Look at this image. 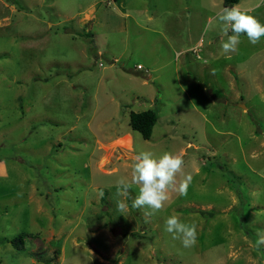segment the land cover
I'll list each match as a JSON object with an SVG mask.
<instances>
[{
    "label": "rangeland",
    "instance_id": "obj_1",
    "mask_svg": "<svg viewBox=\"0 0 264 264\" xmlns=\"http://www.w3.org/2000/svg\"><path fill=\"white\" fill-rule=\"evenodd\" d=\"M238 6L264 24V0ZM224 7L0 0V264H264V37L224 54ZM146 110L149 140L130 126ZM140 151L182 155L177 188L192 176L148 219L138 186L116 188ZM170 215L197 225L195 247Z\"/></svg>",
    "mask_w": 264,
    "mask_h": 264
},
{
    "label": "clouds",
    "instance_id": "obj_2",
    "mask_svg": "<svg viewBox=\"0 0 264 264\" xmlns=\"http://www.w3.org/2000/svg\"><path fill=\"white\" fill-rule=\"evenodd\" d=\"M250 12L251 10L241 9L236 5L231 8L224 7L216 13L214 19L226 37V40L221 42L224 54L238 51L242 35H246L252 45L258 44L264 37V24ZM183 165L184 159L179 154L166 151L156 158L151 151H140L135 156L130 180L124 177L117 180V195L127 197L132 186H138V195L133 199L131 206L142 210L146 219L151 218L169 201L170 191H178L180 196L187 195L192 181L190 174L183 177L177 188V174L182 171ZM126 207V202H118L120 211H124ZM164 229L174 240H179L184 248H193L197 245L198 232L195 223L184 222L178 216L170 215L164 221ZM256 245H264V233H258Z\"/></svg>",
    "mask_w": 264,
    "mask_h": 264
},
{
    "label": "trees",
    "instance_id": "obj_3",
    "mask_svg": "<svg viewBox=\"0 0 264 264\" xmlns=\"http://www.w3.org/2000/svg\"><path fill=\"white\" fill-rule=\"evenodd\" d=\"M241 0H224L227 7H233L240 3ZM159 120L158 112L155 110H146L142 112H131L130 113V126L131 128L140 133L145 140H149L153 135L155 125ZM204 215L205 213L202 212ZM135 238H141L134 235ZM12 245L20 249L23 244L22 238H15L11 241Z\"/></svg>",
    "mask_w": 264,
    "mask_h": 264
},
{
    "label": "built area",
    "instance_id": "obj_4",
    "mask_svg": "<svg viewBox=\"0 0 264 264\" xmlns=\"http://www.w3.org/2000/svg\"><path fill=\"white\" fill-rule=\"evenodd\" d=\"M137 69H138V70H142L143 68H142L141 65H138V66H137Z\"/></svg>",
    "mask_w": 264,
    "mask_h": 264
}]
</instances>
